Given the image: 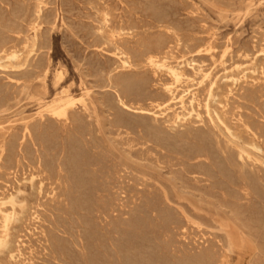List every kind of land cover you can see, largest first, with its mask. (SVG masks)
Returning a JSON list of instances; mask_svg holds the SVG:
<instances>
[{
	"label": "rangeland",
	"instance_id": "1",
	"mask_svg": "<svg viewBox=\"0 0 264 264\" xmlns=\"http://www.w3.org/2000/svg\"><path fill=\"white\" fill-rule=\"evenodd\" d=\"M169 38L174 39L173 42ZM3 43L17 52L19 60L10 62L2 58L0 61V105H3L0 106V198L17 197L15 212L18 219L16 217L10 226L8 242L12 245L9 249L5 245L0 247V264H204V261L209 264L211 260L214 264L215 258L217 264H264V0H0V44ZM155 49L161 50L160 53L164 51L160 54L161 61L168 58L172 66L185 73L182 80L176 82L166 69L155 70L144 61L139 62L147 50ZM124 51L132 56L135 69H123L119 60ZM126 79H129L128 83ZM124 86L130 88L126 90ZM169 86L174 87V96L166 92ZM120 94L129 109L119 103ZM183 96L184 105L180 103ZM66 97L73 99L76 105L70 123H58L45 106H56L60 98ZM107 117L115 118L116 122ZM81 137L84 140H78ZM2 145L7 148L6 152ZM196 150L203 151L197 153ZM71 155L78 157V161L75 157L70 159ZM72 172L77 176L72 177ZM99 176L101 179L98 180ZM172 177H179L187 186H192L191 189L209 204L200 205L198 200L179 196L170 183ZM117 180L123 184L120 186ZM59 181H65L64 187ZM205 182L207 185L203 184ZM67 186L72 189L65 188ZM89 186L94 190H89ZM88 197L93 200L89 201ZM147 199H151L148 200L150 206L145 204ZM75 201H79L77 206ZM157 203L161 205L157 206ZM6 210L12 212V205L8 204ZM157 212L164 216L165 222L163 217H157ZM146 216L150 218L147 222ZM91 221L98 228H91ZM152 221L156 223L152 224ZM2 222L0 215V236L4 231ZM145 228L148 230H143ZM171 239H174L171 242H177L170 244Z\"/></svg>",
	"mask_w": 264,
	"mask_h": 264
},
{
	"label": "bare ground",
	"instance_id": "2",
	"mask_svg": "<svg viewBox=\"0 0 264 264\" xmlns=\"http://www.w3.org/2000/svg\"><path fill=\"white\" fill-rule=\"evenodd\" d=\"M236 1H237V0H236ZM243 1H244V0H243ZM233 3H234V2H233ZM242 3H243V2H242ZM42 4H43V3H42ZM203 4H204V3H203ZM240 5H241V4H240ZM241 6H242V5H241ZM243 6H244V5H243ZM243 6H242V7H243ZM153 7H154V6H153ZM154 9H155V8H154ZM249 9H250V8H249ZM237 10H238V9H237ZM239 10H240V8H239ZM40 11H41V10H40ZM153 12H155V11H153ZM158 13H159V11H158ZM160 13H161V12H160ZM155 14H156V13H155ZM161 14H162V13H161ZM157 15H158V14H157ZM156 17H158V16H156ZM104 18H105V16H104ZM108 18H109V17H108ZM161 19H162V16H161ZM164 19L166 20V18H164ZM157 20H158V19H157ZM105 21H107V19H106ZM157 22H158V21H157ZM167 22H168V20H167ZM109 23H111V22H109ZM158 23H159V22H158ZM158 23H157V24H158ZM168 23H169V22H168ZM105 24H106V23H105ZM122 24H123V23H122ZM36 26H37V25H36ZM172 26H173V25H172ZM35 28H36V27H35ZM114 28H115V27H114ZM129 28H130V27H129ZM164 28H166V27H164ZM170 28H171V27H170ZM108 29H109V28H108ZM168 29H169V28H168ZM104 30H105V29H104ZM102 31H103V29H102ZM110 31H111V30H110ZM110 31H108V32H110ZM128 31H129V30H128ZM170 31H171V30H170ZM105 32H106V31H105ZM114 32H115V31H114ZM131 32H133V31H131ZM136 32H137V31H136ZM136 32H135V33H136ZM167 32H168V31H167ZM174 32H176V31H174ZM101 33L103 34V32H101ZM111 33H112V32H111ZM115 33H116V32H115ZM128 33H129V32H128ZM112 34H113V33H112ZM162 34H163V33H162ZM174 34H177V33H174ZM179 34H180V33H179ZM106 35H107V34H106ZM113 35H114V34H113ZM135 35H136V34H135ZM167 35H168V34H167ZM167 35H166V36H167ZM172 35H173V34H172ZM107 36H108V35H107ZM111 36H112V35H111ZM117 36H118V35H117ZM174 36H175V35H174ZM104 37H105V36H104ZM108 37H110V36H108ZM114 37H115V36H114ZM118 37H120V36H118ZM122 37H123V34H122ZM132 37H133V36H132ZM160 38H161V37H160ZM160 38H159V41L161 40ZM167 38H168V37H167ZM167 38H166V39H167ZM172 38H173V36H172ZM127 39H128V38H127ZM127 39H126V40H127ZM180 39H181V37H180ZM115 40H116V39H115ZM115 40H114V41H115ZM121 40H122V39H121ZM133 40H134V39H133ZM157 40H158V39H157ZM169 40H172V39L169 38ZM169 40H168V41H169ZM173 40H174V39H173ZM173 40H172V42H173ZM129 41H130V40H129ZM138 41H139V40H138ZM159 41H158V42H159ZM162 41H163V40H162ZM164 41H165V40H164ZM178 41H179V40H178ZM140 42H142V40H140ZM145 42H146V41H145ZM110 43H113V42H110ZM116 43H117V42H116ZM121 43H122V42H121ZM131 43H132V42H131ZM152 43H155V42H152ZM156 43H157V42H156ZM160 43H161V41H160ZM160 43H159V45H160ZM162 43H163V42H162ZM107 44H109V43H107ZM119 44H120V43H119ZM136 44H138V42H137ZM146 44H147V43H146ZM148 44H149V43H148ZM148 44H147V45H148ZM165 44H168V43H165ZM174 44H175V43H174ZM174 44H173L172 46H174ZM176 44H177V43H176ZM115 45H116V44H115ZM115 45H113V46H115ZM128 45H130V44H128ZM139 45H142V44H139ZM153 45H154V44H153ZM153 45H152V46H153ZM156 45H157V44H156ZM207 45H208V44H207ZM120 46L122 47V45H120ZM144 46H145V44H144ZM150 46H151V45H150ZM152 46H151V47H152ZM168 46H169V45H168ZM175 46H176V45H175ZM179 46H180V45H179ZM125 47H126V46H125ZM140 47H141V46H140ZM145 47H146V46H145ZM153 47H154V46H153ZM156 47H158V46H156ZM156 47H155V48H156ZM161 47H162V45H161ZM199 47H200V46H199ZM126 48H127V47H126ZM130 48H131V47H130ZM169 48H170V47H169ZM172 48H173V47H172ZM204 48H205V47H204ZM204 48H203V49H204ZM210 48H211V47H210ZM119 49H120V48H119ZM136 49H137V48H136ZM143 49H144V48H143ZM153 49H154V48H153ZM158 49H159V47H158ZM158 49H157V51H156V49H155V51H154V50H150V51L147 50L148 52L146 51L145 54L143 53L144 55L142 54V55H143V58H142L140 61H139L138 59H137V60H138L139 62H142V63H143V61H144L145 64L149 65L151 68H153V69H155V70L166 69V70L168 71V73L171 75V77L175 79L176 82H179L180 80H182V79L184 78V74H185V73L183 74V72L181 71V69H180L179 67L172 66V65L169 63V61H168V60H170V59L165 58L164 61H163V60L161 61V59H160V54L163 53L164 51L160 53L161 50L159 51ZM165 49H166V46H165ZM170 49H171V48H170ZM173 49H174V48H173ZM175 49H176V48H175ZM115 50H116V48H115ZM125 50H126V49H125ZM127 50H128V49H127ZM138 50H139V49H138ZM163 50H164V49H163ZM118 51H119V50H118ZM121 51H123V50H121ZM132 51H133V50L131 49V53H132ZM139 51H140V50H139ZM139 51H138V52H139ZM158 51H159V52H158ZM173 51H174V50H173ZM200 51H201V50H200ZM200 51H198L197 53L199 54ZM203 51H204V50H203ZM135 52H136V51H135ZM144 52H145V51H144ZM205 52H206V51H205ZM141 53H142V52H141ZM165 53H166V52H165ZM169 53H172V52L170 51ZM200 53H201V52H200ZM31 54H32V53H31ZM128 54H129V53H128ZM128 54H127L125 51H124V52H121V58H120L119 61H121L120 64H122L123 69L132 68V67H133L132 63L135 62V61L132 60V59H133L132 56L130 57ZM134 54H135V53H134ZM163 54H164V53H163ZM163 54H162V55H163ZM29 55H30V54H29ZM118 55H119V54H118ZM137 55H139V54L137 53ZM140 55H141V54H140ZM166 56H167V55H166ZM169 56H170V55H169ZM133 57H134V56H133ZM136 57H137V56H136ZM2 58H7L8 60H10V62H11V61H13V62H17V61L19 60V56H18L17 52H16V51H11L10 49H8V47L5 46L4 43H3V45L0 44V61L2 60ZM172 58H173V56H172ZM26 63H27V61H26ZM138 64H139V63H138ZM190 64H191V63H190ZM140 65H141V64H140ZM188 65H189V64H188ZM15 66H16V65H15ZM134 66H136V65H134ZM137 66H138V65H137ZM141 66H142V65H141ZM143 66H144V64H143ZM178 66H179V65H178ZM18 67H19V66H18ZM133 68H134V67H133ZM136 68H137V67H136ZM146 68H147V67H146ZM151 68H150V69H151ZM5 69H6V68H5ZM20 69H21V68H20ZM134 69H135V68H134ZM27 71H28V70H27ZM32 72H33V71H32ZM45 73H47V72L45 71ZM61 75H62V74H61ZM208 75H209V74H208ZM157 76H158V75H157ZM206 76H207V75H206ZM206 76H205V77H206ZM39 77H40V76H39ZM203 77H204V76H203ZM110 79H111V78H110ZM128 80H129V79H128ZM128 80L126 79L127 83H128ZM122 81H123V80H122ZM111 82H112V81H111ZM123 82H125V81H123ZM118 83H119V82H118ZM120 83H121V82H120ZM125 83H126V82H125ZM125 83H123V84H125ZM130 83H131V82H130ZM132 83H133V82H132ZM115 84H116V83H115ZM115 84H114V85H115ZM116 85H117V84H116ZM118 85H119V84H118ZM125 85H127V84H125ZM111 86H113V85H111ZM132 86H133V85H132ZM214 86H215V85H214ZM124 87H125V86H124ZM126 87H128V86H126ZM126 87H125V88H126ZM114 88H115V86H114ZM129 88H130V87H129ZM129 88H128V89H129ZM173 88H174V87L169 86V87H167V89H166V88H165V89L167 90L166 92H168V93H170V94H172V95L174 96ZM128 89L126 88V90H128ZM131 90H132V89H131ZM123 92H124V91H123ZM125 92H126V91H125ZM127 92H128V91H127ZM129 92H131V91H129ZM211 93H212V92H211ZM211 93H210V94H211ZM63 94H64V93H63ZM122 95H123V94H122ZM123 96H124V95H123ZM125 97H126V96H125ZM127 98H128V97H127ZM14 99H15V98H14ZM171 99H172V98H171ZM175 99H176V98H174V100H175ZM127 100H128V99H127ZM127 102H128V101H127ZM119 103H120L123 107L129 109L128 105H127L126 102L124 101V99H123V97L121 96V94L119 95ZM180 103H181L182 105L185 104V97H184V96L180 98ZM248 103H249V102H248ZM75 105H76V104H75V101H74L73 99H70V98H67V97H66V99H65V98H60V99L57 101V105H56V106H51V107H47V106H45V107L48 108V109H47L48 113H50V114L52 115V117L56 120V122H58V123H63V124H68V123H70V120H71V118H72V117H71V112H72V110L74 109ZM0 106H1V105H0ZM1 107H3V105H2ZM1 107H0V108H1ZM162 107H163V106H162ZM183 107H184V106H183ZM43 109H44V108H43ZM142 109H143V108H142ZM208 109H209V108H208ZM1 110H2V109H1ZM144 112H145V111H144ZM141 113H142V112H141ZM192 113H193V112H192ZM79 114H81V113H79ZM79 114H78V116H79ZM195 114H196V113H195ZM14 115H15V114H14ZM39 115H41V114H39ZM43 115H45V114H43ZM179 115H180V114H179ZM41 116H42V115H41ZM177 116H178V114H177ZM82 117H84V116H82ZM120 117H121V116H120ZM86 118H87V117H86ZM107 118H108V117H107ZM121 118H123V117H121ZM178 118H179V117H178ZM74 119H75V118H74ZM79 119H80V118H79ZM83 119H84V118H83ZM108 119H109V118H108ZM180 119H182V118H180ZM50 120H51V119H50ZM52 120H53V119H52ZM55 120H54V121H55ZM81 120H82V119H81ZM85 120H86V119H84V121H85ZM90 120H91V119H90ZM109 120H110V119H109ZM111 120H113V119H111ZM111 120H110V121H111ZM114 120H115V118H114ZM114 120H113V122H116V120H115V121H114ZM127 120H128V119H127ZM54 121H53V122H54ZM84 121H83V123H84ZM86 121H87V120H86ZM107 121H108V120H107ZM180 121H182V120H180ZM73 122H74V121H73ZM78 122H79V120H78ZM87 122H88V121H87ZM89 122H90V121H89ZM94 122H95V121H94ZM101 122H102V121H101ZM111 122H112V121H111ZM117 122L119 123V119H118ZM120 122H121V121H120ZM74 123H75V122H74ZM76 123H77V122H76ZM80 123H81V122H80ZM54 124H55V123H54ZM84 124H85V123H84ZM88 124H89V123H88ZM90 124H91V123H90ZM95 124H96V123H95ZM115 124H116V123H115ZM115 124H114V125H115ZM123 124H124V123H123ZM123 124H122V125H123ZM127 124H128V123H127ZM127 124H126V125H127ZM131 124H132V123H131ZM131 124H130V125H131ZM70 125H71V124H70ZM74 125H75V124H74ZM76 125H78V123H77ZM82 125H83V124H82ZM93 125H94V124H93ZM118 125H119V124H118ZM122 125H121V126H122ZM124 125H125V124H124ZM80 126H81V125H80ZM87 126H88V125H87ZM109 126H110V124H109ZM109 126H108V127H109ZM65 127H66V126H65ZM75 127H76V126H75ZM77 127H78V126H77ZM77 127H76V129H77ZM81 127H82V126H81ZM83 127H84V126H83ZM83 127H82V128H83ZM90 127H91V126H90ZM111 127H112V123H111ZM111 127H109V128H111ZM124 127H125V126H124ZM127 127H128V126H127ZM28 128H29V127H28ZM70 128L72 129V127H70ZM78 128H79V127H78ZM82 128H81V129H82ZM59 129H60V128H59ZM68 129H69V128H68ZM71 129H70V130H71ZM84 129H85V128H84ZM97 129H98V128H97ZM112 129H113V128H112ZM122 129H123V128H122ZM129 129H130V128H129ZM26 130H27V129H26ZM29 130H30V128H29ZM53 130H56V129H53ZM72 130H73V129H72ZM85 130H86V129H85ZM88 130H89V129H88ZM104 130H105V129H104ZM115 130H116V129H115ZM115 130H114V131H115ZM30 131H31V130H30ZM58 131H60V130H58ZM58 131H54V132H58ZM86 131H87V130H86ZM86 131H85V132H86ZM89 131H91V130H89ZM93 131H94V130H93ZM101 131H102V130H101ZM105 131H106V130H105ZM116 131H117V130H116ZM227 131H228V130H227ZM77 132H78V131H76V133H77ZM87 132H88V131H87ZM107 132H108V131H107ZM231 132H232V131H231ZM88 133H89V132H88ZM88 133H87V134H88ZM94 133H95V132H94ZM102 133H103V131H102ZM113 133H114V132H113ZM122 133H123V132H122ZM127 133H128V132H127ZM131 133H132V132H131ZM227 133H228V132H227ZM31 134H32V133H31ZM45 134H47V133H45ZM55 134H56V133H55ZM79 134H80V132H79ZM83 134H84V133H83ZM85 134H86V133H85ZM92 134H93V133H92ZM103 134H104V133H103ZM118 134H119V133H118ZM75 135H76V134H75ZM81 135H82V134H81ZM97 135H98V134H97ZM109 135H110V134H109ZM45 136H46V135H45ZM51 136H52V135H51ZM54 136L56 137L57 135H54ZM69 136H70V134H69ZM73 136H74V134H73ZM73 136H72V137H73ZM82 136H83V135H82ZM85 136H86V135H85ZM128 136H129V135H128ZM130 136H131V135H130ZM153 136H154V135H153ZM58 137H59V136H58ZM78 137H79V136H78ZM83 137H84V136H83ZM104 137H105V136H104ZM110 137H111V136H110ZM132 137H133V136H132ZM151 137H152V136H151ZM69 138H70V137H69ZM73 138H74V137H73ZM75 138H76V136H75ZM99 138H100V137H99ZM116 138H117V137H116ZM146 138H147V136H146ZM149 138H150V137H148V139H149ZM70 139H71V138H70ZM81 139H83V138L81 137V138H79L78 140L82 141ZM100 139H101V138H100ZM123 139H124V138H123ZM127 139H128V138H127ZM144 139H145V138H144ZM156 139H157V138H156ZM156 139H155V140H156ZM162 139H163V138H162ZM183 139H184V138H183ZM83 140H84V139H83ZM90 140H91V139H90ZM102 140H103V139H102ZM115 140H116V139H115ZM118 140H119V139H118ZM128 140H129V139H128ZM158 140H160V139H158ZM73 141H74V139H73ZM75 141H76V139H75ZM75 141H74V142H75ZM92 141H93V140H92ZM92 141H91V142H92ZM131 141H134V140H130V142H131ZM135 141H136V140H135ZM137 141H138V140H137ZM139 141H140V140H139ZM139 141H138V142H139ZM163 141H164V140H162V142H163ZM182 141H183V140H182ZM204 141H205V140H204ZM71 142H72V141H71ZM78 142H79V141H78ZM84 142H85V141H84ZM86 142H87V140H86ZM88 142H89V141H88ZM94 142H95V141H94ZM94 142H93V143H94ZM126 142H127V141H126ZM156 142H157V141H156ZM160 142H161V141H160ZM160 142H159V143H160ZM165 142H166V141H165ZM231 142H232V141H231ZM82 143H83V142H82ZM96 143H97V142H96ZM109 143H110V142H109ZM123 143H124V142H123ZM139 143H140V142H139ZM143 143H144V142H143ZM146 143H147V142H146ZM146 143H145V144H146ZM151 143H152V140H151ZM229 143H230V142H229ZM229 143H227V144H229ZM70 144H71V143H70ZM72 144H74V143L72 142ZM80 144H81V143H80ZM86 144H87V143H86ZM110 144H111V143H110ZM136 144H137V143H135V145H136ZM141 144H142V142H141ZM145 144H144V145H145ZM156 144H157V143H156ZM163 144H164V143H163ZM232 144H233V143H232ZM4 145H5V144H4ZM75 145H76V144H75ZM83 145H85V144H83ZM89 145H90V144H89ZM98 145H99V143H98ZM128 145H129V144H128ZM142 145H143V144H142ZM218 145H219V144H218ZM220 145H221V143H220ZM72 146H74V145H72ZM72 146H71V147H72ZM81 146H82V145H81ZM81 146H80V147H81ZM91 146L94 147L92 144H91ZM133 146H134V145H133ZM161 146H162V148H163V145H161ZM167 146H169V145H167ZM199 146H200V145H199ZM199 146H198V147H199ZM2 147H3V145H2ZM13 147H14V145H13ZM17 147H19V146H17ZM63 147H64V145H63ZM82 147H83V146H82ZM86 147H87V146H86ZM101 147H102V145H101ZM137 147H138V146H137ZM146 147L148 148V145H146ZM146 147H145V149H146ZM157 147H158V146H157ZM164 147H165V146H164ZM169 147H170V146H169ZM200 147H201V146H200ZM226 147H227V145H226ZM239 147H240V146H239ZM67 148L69 149V146H68ZM74 148H75V147H74ZM84 148H85V147H84ZM90 148H91V147H90ZM112 148H113V146H112ZM122 148H123V147H122ZM125 148H126V147H125ZM142 148H143V146H142ZM149 148H150V147H149ZM154 148H155V145H154ZM162 148H161V149H162ZM236 148H237V147H236ZM65 149H66V147H65ZM76 149H77V147H76ZM76 149H74V150H76ZM78 149H79V148H78ZM82 149H83V148H82ZM113 149H114V148H113ZM138 149H139V151H140V148H138ZM143 149H144V148H143ZM150 149L152 150L153 148L151 147ZM157 149H158V148H157ZM163 149H164V148H163ZM165 149H166V148H165ZM169 149H170V148H169ZM201 149H203V148H201ZM206 149H207V148H206ZM223 149H224V148H223ZM253 149H254V148H253ZM2 150L6 152L7 148H6V147H5V148L3 147ZM63 150H64V149H63ZM74 150H73V151H74ZM88 150H92V149H88ZM95 150H96V149H95ZM114 150H115V149H114ZM159 150H160V149H158V151H159ZM166 150H168V148H167ZM170 150H171V149H170ZM197 150H198V149H197ZM197 150H196V152L198 153L199 151H197ZM199 150H200V148H199ZM204 150H205V149H204ZM207 150H209V149H207ZM220 150H222V149H220ZM238 150H239V148H238ZM13 151H14V149H13ZM71 151H72V150H71ZM82 151H83V150H82ZM84 151H85V149H84ZM136 151H138V150H136ZM136 151H135V153H136ZM144 151H145V150H143V153H144ZM147 151H148V150H147ZM152 151L154 152V150H152ZM202 151H203V150H202ZM202 151H201V152H202ZM225 151H226V150H225ZM225 151H224V152H225ZM239 151L241 152V151H243V149H241V150H239ZM261 151H262V150H261ZM98 152H99V151H98ZM106 152H107V151H106ZM106 152H105V153H106ZM156 152H157V151H156ZM156 152H155V154L158 153V152H157V153H156ZM161 152L163 153L162 150H161ZM172 152H173V151H172ZM201 152H199V153H201ZM205 152H207V151H205ZM222 152H223V151H222ZM70 153H71V152H70ZM76 153L78 154V152H75V154H76ZM79 153H80V152H79ZM95 153H96V152H95ZM95 153H93V155H94ZM99 153H100V152H99ZM103 153H104V152H103ZM139 153H142V150H141V152H139ZM139 153H138V154H139ZM147 153H148V152H147ZM165 153L167 154V151H166ZM174 153H175V152H174ZM193 153H195V152H193ZM203 153H204V152H203ZM209 153H210V151H209ZM232 153H233V152H232ZM72 154H73V153H72ZM75 154H74V155H75ZM81 154H83V153H81ZM81 154H80V155H81ZM85 154H86V153H85ZM85 154H84V155H85ZM90 154H91V153H90ZM90 154H89V155H90ZM107 154H108V153H107ZM133 154H134V153H133ZM136 154H137V153H136ZM138 154H137V155H138ZM155 154H154V155H155ZM158 154H160V152H159ZM176 154H177V153H176ZM179 154H180V153H179ZM206 154H207V156L209 155L208 153H206ZM211 154H213V153H211ZM243 154H244V153H243ZM86 155L88 156V154H86ZM86 155H85V157H86ZM91 155H92V154H91ZM103 155H104V154H103ZM103 155H101V156H103ZM108 155H109V154H108ZM142 155H143V154H141V156H142ZM144 155L147 156V154H144ZM154 155H152V156H154ZM161 155H162V154H161ZM164 155H165V154H164ZM170 155H171V157H172V154H170ZM177 155H178V154H177ZM188 155H189V154H188ZM190 155H191V154H190ZM194 155H196V154H194ZM213 155H214V154H213ZM233 155H234V154H233ZM13 156H14V154H13ZM15 156H16V155H15ZM77 156H79V155H77ZM94 156H95V155H94ZM94 156H93V157H94ZM98 156H99V155H98ZM101 156H100V157H101ZM104 156H105V155H104ZM104 156H103V157H104ZM150 156H151V155H150ZM166 156H167V155H166ZM175 156H176V155H175ZM179 156H180V155H179ZM192 156H193V155H192ZM202 156H203V155H201V157H202ZM204 156H205V155H204ZM209 156H210V155H209ZM209 156H208V157H209ZM211 156H212V155H211ZM226 156H227V157H228V156L230 157V155H227V154H226ZM238 156H239V155H238ZM242 156H243V155H242ZM39 157H40V156H39ZM41 157H42V156H41ZM41 157H40V158H41ZM71 157H72V158H70V159H73V157H75V156L71 155ZM88 157H89V156H88ZM100 157H98V158H100ZM108 157H110V156H108ZM148 157H149V153H148ZM148 157H147V158H148ZM154 157H155V156H154ZM162 157H164V156H162ZM168 157H169V155H168ZM182 157H183V156H182ZM185 157H186V156H185ZM188 157H189V156H188ZM197 157H198V156H197ZM214 157H215V155H214ZM229 157H228V158H229ZM234 157H235V156H234ZM13 158H15V157H13ZM76 158H77V159H76ZM81 158H84V157H81ZM98 158H97V160H96V161H97L96 163H98V165H99L100 162H98V160H99ZM104 158H105V157H104ZM117 158H118V157H117ZM150 158H151V157H150ZM156 158H157V157H156ZM172 158H173V157H172ZM178 158H179V157H178ZM190 158H191V157H190ZM193 158H194V157H193ZM211 158H212V157H211ZM211 158H210V159H211ZM232 158H233V157H232ZM248 158H249V157H248ZM74 159H76V160H75L76 162L78 161V157H75ZM74 159H73V160H74ZM79 159H80V158H79ZM95 159H96V158H95ZM100 159H101V158H100ZM105 159H107V158H105ZM112 159H113V158H112ZM153 159H154V158H153ZM163 159H164V158H163ZM166 159H168V158H166ZM169 159H170V157H169ZM174 159H176V158H174ZM180 159H181V158H180ZM182 159H183V158H182ZM187 159H188V158H187ZM194 159H195V158H194ZM206 159H207V158H206ZM210 159H209V160H210ZM226 159H227V158H226ZM230 159H231V157H230ZM230 159H229V160H230ZM237 159H242V157H241V158H237ZM13 160H14V159H13ZM82 160H84V159H82ZM86 160H87V159H86ZM89 160L91 161L90 158H89ZM89 160H88V161H89ZM92 160H93V159H92ZM170 160H171V159H170ZM178 160H179V159H178ZM200 160H202V158H201ZM200 160H199V161H200ZM204 160H205V159H204ZM212 160H213V159H212ZM212 160H211V161H212ZM231 160H232V159H231ZM80 161H81V159H80ZM80 161H79V162H80ZM93 161H94V160H93ZM103 161H104V159H103ZM109 161H110V160H109ZM109 161H108V162H109ZM113 161H114V160H113ZM136 161H138V160H136ZM145 161H146V160H145ZM148 161H150V160H148ZM155 161L158 162V160H155ZM164 161H165V160H164ZM184 161H185V160H184ZM190 161H191V160H190ZM197 161H198V159H197ZM232 161H233V160H232ZM240 161H241V160H240ZM41 162H42V161H41ZM82 162H83V161H82ZM106 162H107V161H106ZM141 162H142V161H141ZM161 162H162V161H161ZM172 162H173V161H172ZM181 162H182V161H181ZM185 162H187V161H185ZM234 162H236V161H234ZM238 162H239V161H238ZM43 163H44V162H43ZM43 163H41V164H43ZM80 163H81V162H80ZM88 163H89V162H88ZM91 163H92V162H91ZM132 163H133V162H132ZM152 163H153V162H152ZM163 163H164V162H163ZM173 163H174V162H173ZM188 163H189V162H188ZM215 163H217V162H215ZM215 163H214V164H215ZM228 163H229V162H228ZM236 163H237V162H236ZM241 163H242V162H241ZM41 164H38V165H41ZM73 164H74V163H73ZM83 164L85 165L86 163H83ZM93 164H94V162H93ZM93 164H89V166H90V165H93ZM101 164H102V163H101ZM110 164H112V163H110ZM118 164H119V163H118ZM124 164H125V163H124ZM133 164H134V163H133ZM167 164H168V163H167ZM181 164H183V162H182ZM208 164H209V162H208ZM231 164H233V163H231ZM238 164H239V163H238ZM55 165H56V164H55ZM63 165H64V164H63ZM75 165H76V164H75ZM75 165H74V167H75ZM81 165H82V164H81ZM86 165H87V164H86ZM94 165H95V164H94ZM94 165H93V167H94ZM103 165H104V162H103ZM135 165H136V164H135ZM139 165H140V164H139ZM157 165H158V164H157ZM174 165H175V164H174ZM178 165H180V164H178ZM189 165L191 166V164H189ZM210 165H211V164H210ZM234 165L236 166V164H234ZM239 165H241V164H239ZM52 166H54V165H52ZM61 166H62V165H61ZM72 166H73V165H72ZM78 166H80V164H79ZM113 166H114V162H113ZM141 166H142V165H141ZM158 166H159V165H158ZM161 166H162V165H161ZM187 166H188V165H187ZM204 166H205V165H204ZM206 166H207V165H206ZM215 166H216V165H214V167H215ZM237 166H238V165H237ZM42 167H43V165H42ZM48 167H49V165H48ZM64 167H65V165H64ZM64 167H63V169H64ZM96 167H97V166H96ZM98 167H100V166H98ZM110 167H112V166L110 165ZM110 167H109V168H110ZM115 167H116V166H115ZM191 167H192V166H191ZM195 167H196V166H195ZM202 167H203V166H202ZM202 167H201V169H204V168H202ZM241 167H242V166H241ZM40 168H41V167H40ZM43 168H45V167H43ZM43 168H42V169H43ZM56 168H57V167H56ZM75 168H76V167H75ZM77 168H78V167H77ZM103 168H104V167H103ZM121 168L123 169V167H121ZM160 168H161V167H160ZM186 168H187V167H186ZM196 168H197L198 171H200V170L198 169V167H196ZM234 168H237V167H234ZM45 169H46V168H45ZM47 169H48V168H47ZM52 169H53V168H52ZM52 169H51V170H52ZM61 169H62V168H61ZM81 169H82V168H80L79 171H80ZM104 169H105V168H104ZM116 169H117V168H116ZM118 169H119V167H118ZM122 169H120V170H122ZM126 169H127V168H126ZM188 169H190V168L188 167ZM206 169H207V168L205 167V170H206ZM215 169H216V168H215ZM223 169L225 170V168H223ZM223 169H221V170H223ZM37 170H38V169H37ZM55 170L57 171V169H54V171H55ZM59 170H60V169H59ZM84 170H85V169H84ZM86 170H87V169H86ZM90 170H91V169H90ZM98 170H99V169H98ZM101 170H102V169H101ZM105 170H107V169H105ZM114 170H115V169H114ZM124 170H125V169H124ZM124 170H122V171H124ZM176 170H177V169H176ZM178 170H179V169H178ZM186 170H187V169H186ZM209 170H211V169H209ZM212 170H213V169H212ZM240 170H241V168H240ZM43 171H44V170H43ZM46 171H47V170H46ZM56 171H55V172H56ZM61 171H62V170H61ZM73 171H74V169H73ZM81 171H82V173H83V170H81ZM99 171H100V170H99ZM107 171H108V170H107ZM129 171H130V170H129ZM155 171H156V170H155ZM201 171H202V170H201ZM203 171H204V170H203ZM203 171H202V172H203ZM213 171H214V170H213ZM27 172H28V171H27ZM50 172H52V171H50ZM55 172H54V173H55ZM64 172H65V171H64ZM67 172H68V171H67ZM70 172H71V170H70ZM74 172H75V171H74ZM77 172H78V170H77ZM88 172H89V171H88ZM91 172H92V171H91ZM91 172H90V173H91ZM96 172H97V171H96ZM104 172H105V171H104ZM108 172H109V171H108ZM192 172H193V171H192ZM207 172H208V171H207ZM214 172H216V171H214ZM225 172H226V171H225ZM228 172H229V171H228ZM39 173H40V172H39ZM61 173H62V172H61ZM65 173H66V172H65ZM65 173H64V174H65ZM78 173H80V172H78ZM82 173H80V174H82ZM92 173H95V172H92ZM98 173H99V172H98ZM102 173H103V172H102ZM102 173H101V174H102ZM130 173H131V172H130ZM166 173H169V172H166ZM177 173H178V172H177ZM194 173H195V172H194ZM203 173H204V172H203ZM209 173H210V175H213V174H211L210 171H209ZM44 174H45V173H44ZM46 174H47V173H46ZM49 174H50L51 176L53 175V174H51V173H49ZM49 174H47V175H49ZM58 174H59V173H58ZM68 174H69V173H67V176H68ZM84 174H86V173H84ZM88 174H89V173H88ZM104 174H107V173H104ZM113 174H114V173H113ZM113 174H112V175H113ZM125 174H126V173H125ZM190 174H191V171H190ZM199 174H200V173H199ZM219 174H220V170H219ZM221 174H222V172H221ZM224 174H225V173H224ZM47 175H46V176H47ZM72 175H73V172H72ZM75 175H76V174H74L72 177H74ZM82 175H83V174H82ZM90 175H91V174H90ZM93 175H94V174H93ZM96 175H97V174H95V176H96ZM126 175H127V174H126ZM126 175H125V176H126ZM128 175H129V174H128ZM130 175H132V174H130ZM158 175H159V174H158ZM172 175H173V174H172ZM175 175H176V174H175ZM201 175H203V174H201ZM206 175H207V173H206ZM226 175H227V174H226ZM226 175H225V176H226ZM228 175H229V173H228ZM42 176H43V175H42ZM53 176H54V175H53ZM57 176H61V175H57ZM57 176H56V177H57ZM64 176H65V175H64ZM76 176H77V175H76ZM91 176H92V175H91ZM97 176H98V175H97ZM101 176H102V175H101ZM101 176H99L98 180L101 179V178H100ZM116 176H117V175H116ZM120 176H121V175H119V177H120ZM150 176H151V175H150ZM194 176H196V175H194ZM203 176H204V175H203ZM214 176H215V175H214ZM217 176H218V175H217ZM217 176H216V177H217ZM220 176H221V175H220ZM9 177H10V176H9ZM56 177H55V178H56ZM62 177H63V176H62ZM62 177H61V178H62ZM70 177H71V175H70ZM80 177H81V176H80ZM80 177H79V178H80ZM108 177H109V174H108ZM117 177H118V176H117ZM131 177H132V176H131ZM134 177H135V176H134ZM136 177H137V176H136ZM141 177H142V176H141ZM141 177H140V179H141ZM206 177H207V176H206ZM209 177H210V176H209ZM222 177H223V176H222ZM226 177H227V176H226ZM42 178H43V177H42ZM49 178H50V176H49ZM49 178H48V179H49ZM53 178H54V177H53ZM55 178H54V179H55ZM67 178H68V177H67ZM76 178H77V177H75V179H76ZM79 178H78V179H79ZM85 178H86V177H85ZM93 178H94V177H93ZM109 178H111V177H109ZM112 178H113V177H112ZM123 178H124V177H123ZM138 178H139V176H138ZM178 178H179V177H177V178H176V177H172V178L170 179V183L172 184V186H173L174 189L176 190V193H177L179 196H182V197H184V198H185V197H190V199L192 198V199L198 200V201L201 203L200 205H202V203H208V204H209V202H208L207 199H204L203 196H202L201 194H197L196 192L193 191V189H191L192 186H191V188H190L189 186H187V185L181 180V178H180V179H178ZM191 178H193V177H191ZM199 178H200V177H199ZM199 178H198V179H199ZM219 178H220V177H219ZM219 178H218V179H219ZM51 179H52V178H51ZM51 179H50V180H51ZM59 179H60V178H59ZM73 179H74V178H73ZM90 179H91V178H90ZM95 179H96V178H95ZM95 179H94V180H95ZM102 179H103V177H102ZM126 179H128V176H127ZM131 179H132V178H131ZM131 179H130V177H129V180H131ZM135 179L137 180V178H135ZM135 179H134V180H135ZM156 179H157V178H156ZM183 179H184V178H183ZM213 179H214V178H213ZM216 179H217V178H215V180H216ZM221 179H222V178H221ZM44 180H47V179H44ZM65 180H66V179H65ZM68 180H69V179H68ZM80 180H81V179H80ZM85 180H86V179H85ZM87 180H88V179H87ZM91 180H92V179H91ZM105 180H106V179H105ZM118 180H119V179H118ZM118 180H117V181H118ZM120 180H122V179H120ZM120 180H119V181H120ZM123 180H124V179H123ZM184 180H186V179H184ZM189 180H190V179H189ZM199 180H200V179H199ZM210 180H212V178H211ZM42 181H43V180H42ZM52 181H53V179H52ZM62 181H63V178H62ZM62 181H59V182H62ZM83 181H84V179H83ZM114 181H115V179H114ZM117 181H116V182H117ZM119 181H118V182H119ZM126 181H127V180H126ZM146 181H147V180H146ZM148 181H149V179H148ZM190 181H191V180H190ZM200 181H201V180H200ZM206 181H209V179H207ZM213 181H214V180H213ZM44 182H45V181H44ZM50 182H51V181H50ZM53 182H54V181H53ZM53 182H52V183H53ZM72 182H73V180H72ZM78 182H79V180H78ZM87 182H88V181H87ZM89 182H90V181H89ZM93 182H95V181H93ZM93 182H92V183H93ZM110 182H112V181H110ZM118 182H117V183H118ZM136 182H137V181H136ZM140 182H141V181H140ZM143 182H144V181H143ZM143 182H142V183H143ZM197 182H198V181H197ZM211 182H212V181H211ZM243 182H244V181H243ZM247 182H249V181H247ZM55 183H56V182H55ZM62 183H63V182H62ZM64 183H65V181H64ZM64 183H63V184H60V186H63ZM70 183H71V180H70ZM74 183H75V182H74ZM79 183H81V182H79ZM79 183H78V185H79ZM90 183H91V182H90ZM108 183H109V182H108ZM113 183H115V182H113ZM121 183H122V182H121ZM121 183L119 182V185H120ZM153 183H154V182H153ZM164 183H165V182H164ZM213 183H214V182H213ZM39 184H40V183H39ZM99 184H100V183H99ZM111 184H112V183H111ZM122 184H123V183H122ZM150 184H152V182H151ZM166 184H167V183H166ZM203 184L207 185L206 182L203 183ZM218 184H221V183L218 182ZM218 184H217V185H218ZM222 184H223V183H222ZM240 184H241V183H240ZM240 184H239V185H240ZM249 184H250V183H249ZM249 184H248V185H249ZM52 185H53V184H52ZM69 185H70V184H69ZM73 185H74V184H73ZM73 185H72V186H73ZM88 185H89V183L87 184V186H88ZM91 185H92V184H91ZM97 185H98V184H97ZM106 185H107V183H106ZM140 185L142 186L143 184H140ZM154 185H155V184H154ZM160 185H161V184H160ZM167 185H168V184H167ZM191 185H192V184H191ZM201 185H202V184H201ZM210 185H211V184H210ZM210 185H209V186H210ZM223 185H225V183H224ZM223 185H222V186H223ZM241 185H242V184H241ZM241 185H240V187H241ZM245 185H246V184H245ZM42 186H43V185H42ZM55 186H56V184H55ZM57 186H58V185H57ZM57 186H56V187H57ZM75 186H76V185H75ZM85 186H86V185H85ZM85 186H84V187H85ZM87 186H86V187H87ZM94 186H95V185H94ZM98 186H99V185H98ZM116 186H117V185H116ZM120 186H121V185H120ZM146 186H147V185H146ZM155 186H156V185H155ZM155 186H154V187L151 186V188H152V187L155 188ZM194 186H195V185H194ZM196 186H197V185H196ZM212 186H213V185H212ZM219 186H220V185H219ZM43 187H44V186H43ZM43 187H42V188H43ZM63 187H64V186H63ZM89 187H90V186H89ZM89 187H88V188H89ZM144 187H145V185H144ZM210 187H211V186H210ZM250 187H251V186H250ZM250 187H246V188H250ZM65 188H68V189H69L68 186L65 187ZM79 188H80V187H79ZM82 188H83V187H82ZM97 188H99V187H97ZM107 188H108V187H107ZM114 188H115V187H114ZM114 188H113V189H114ZM118 188H119V187H118ZM141 188H142V187H141ZM145 188H146V187H145ZM212 188H213V187H212ZM214 188H215V187H214ZM214 188H213V189H214ZM217 188H218V187H217ZM220 188H221V187H220ZM223 188H225V187L223 186ZM243 188H244V187H243ZM68 189H67V191H68ZM70 189H72V187H71ZM70 189H69V190H70ZM91 189H92V188L90 187L89 190H91ZM95 189H96V187H95ZM113 189H112V190H113ZM147 189H148V188H147ZM202 189H203V188H202ZM251 189H252V188H251ZM255 189H256V188H255ZM38 190H39V189H38ZM75 190H77V189L75 188ZM78 190H79V189H78ZM82 190H83V189H82ZM92 190H94V188H93ZM92 190H91V191H92ZM98 190L101 191L100 189H98ZM98 190H97V191H98ZM114 190H115V189H114ZM117 190H118V189H117ZM144 190H145V189H144ZM152 190H153V189H152ZM168 190H169V189H168ZM221 190H222V189H221ZM41 191H42V190H41ZM67 191H66V192H67ZM87 191H88V190H87ZM87 191H86V192H87ZM108 191H110V190H108ZM139 191H140V190H138V192H139ZM146 191H147V190H146ZM148 191H150V190L148 189ZM224 191H227V190H224ZM245 191H247V190L245 189ZM251 191H252V190H251ZM68 192H69V191H68ZM80 192H81V189H80ZM80 192H77V193L80 194ZM84 192H85V191H84ZM105 192H106V191H105ZM110 192H111V191H110ZM157 192H158V190H157ZM163 192H164V191H163ZM217 192H218V191H217ZM248 192H249V191H248ZM40 193H41V192H40ZM69 193H70V192H69ZM71 193H72V192H71ZM81 193H82V192H81ZM88 193H89V192H88ZM91 193H92V192H91ZM91 193H90V194H91ZM94 193H95V192H94ZM140 193H142V192L140 191ZM147 193H148V192H147ZM154 193H155V192H154ZM173 193H174V192H173ZM206 193H207V192H206ZM213 193H214V192H213ZM219 193H220V192H219ZM241 193H242V192H241ZM82 194H83V193H82ZM92 194H93V193H92ZM109 194H110V193H109ZM116 194H117V191H116ZM143 194H145V192H144ZM151 194H152V193H151ZM155 194L158 196L157 193H155ZM167 194H169V192H168ZM211 194H212V193H211ZM215 194H216V191H215ZM66 195H67V194H66ZM72 195H74V191H73ZM86 195H87V194H86ZM101 195H102V194H101ZM103 195H104V194H103ZM114 195H115V194H114ZM141 195H142V194H141ZM147 195H148V194H147ZM152 195L154 196V194H152ZM161 195H162V193H161ZM173 195H174V194H173ZM206 195H207V194H206ZM67 196H69V195H67ZM70 196H71V195H70ZM80 196H81V195H80ZM82 196H83V195H82ZM82 196H81V197H82ZM84 196H85V195H84ZM88 196H89V195H88ZM106 196H107V194H106ZM116 196H117V195H116ZM164 196H165V195H164ZM169 196H172V195L169 194ZM169 196H168V197H169ZM227 196H229V195H227ZM242 196H243V195H242ZM249 196H250V195H249ZM54 197H56L55 194H54ZM72 197H73V196H72ZM76 197H77V194H76ZM76 197L74 196L73 198H76ZM100 197H101V196H100ZM113 197H114V196H113ZM113 197H112V198H113ZM141 197H142V196H141ZM148 197H149V196H148ZM158 197H159V196H158ZM212 197H213V196H212ZM219 197H220V196H219ZM73 198H72V200H73ZM78 198H79V197H78ZM78 198H77V199H78ZM82 198H83V197H82ZM82 198H81V199H82ZM88 198H89V197H88ZM92 198H94V197H92ZM101 198H103V197H101ZM101 198H100V199H101ZM104 198H105V196H104ZM150 198H151V197H150ZM159 198H160V197H159ZM172 198H173V197H172ZM172 198H171V199H172ZM245 198H246V197H245ZM77 199H76V200H77ZM89 199H90V198H89ZM94 199H96V197H95ZM154 199H155V197H154ZM156 199H157V198H156ZM160 199H161V198H160ZM160 199H159V200H160ZM240 199H242V198H240ZM240 199H239V200H240ZM69 200H71V199H69ZM86 200H87V199H86ZM92 200H93V199H92ZM92 200L90 199L89 201H92ZM96 200H97V199H96ZM105 200H106V199H105ZM109 200H110V199H109ZM109 200H108V201H109ZM113 200H115V199H113ZM148 200H149V199H147V203H145V204H148V202H149L151 199H150L149 201H148ZM172 200H173V199H172ZM175 200H176V199H175ZM73 201H74V200H73ZM73 201L71 202V204L73 203ZM98 201H99V200H98ZM100 201H101V200H100ZM102 201H103V200H102ZM117 201H118V200H117ZM153 201H154V200H153ZM155 201H156V200H155ZM163 201H164V200H163ZM163 201H162V202H163ZM169 201H170V200H169ZM173 201H174V200H173ZM16 202H17V197H15L14 195H10V196H8V197L5 196V197L0 198V215L2 216V220H3V222H2L3 225H2V226H3V228H4L3 234L0 236V247H2V246L5 245V247H6L7 249H9V246L12 245V243L8 242V239L10 238V234H11V233H10V228H11L10 226L12 225L13 221L16 220L15 218L17 217V216H16V212H15V204H16ZM78 202H79V201H75V202H74L75 206H77L76 203L78 204ZM86 202H87V201H86ZM86 202H85V203H86ZM94 202H95V201H94ZM94 202H93V203H94ZM115 202H116V201H115ZM115 202H114V203H115ZM156 202H158V201H156ZM159 202H161V201H159ZM182 202H183V201H182ZM193 202H194V201H193ZM217 202H219V201H217ZM82 203H83V202H82ZM85 203H84V204H85ZM151 203H152V202H151ZM166 203H168V202H166ZM170 203H171V202H170ZM176 203H177V200H176ZM176 203H175V204H176ZM194 203H195V202H194ZM8 204L12 205V212H9L8 210H6V206H7ZM80 204H81V203H80ZM80 204H79L78 206H80ZM88 204H90V203H88ZM110 204H111V203H109V205H110ZM154 204H156V203L154 202ZM182 204H184V202H183ZM186 204H187V203H186ZM186 204H184V205H186ZM197 204H198V203H197ZM236 204H237V203H236ZM16 205H17V204H16ZM23 205H24V204H23ZM23 205H22V206H23ZM90 205H91V204H90ZM97 205H98V204H97ZM97 205H96V206H97ZM102 205L104 206V204H102ZM112 205H114V204L112 203ZM115 205H116V204H115ZM151 205L153 206V204H151ZM158 205H161V204H160V203H159V204L157 203V206H158ZM163 205H165V204H163ZM166 205H167V204H166ZM86 206H87V205H86ZM100 206H101V205H100ZM100 206H99V208H100ZM117 206H118V205H117ZM145 206H147V205H145ZM148 206H150V205L148 204ZM148 206H147V207H148ZM70 207H71V206H70ZM81 207H82V206H81ZM81 207H80V209H81ZM93 207H94V206H93ZM101 207H102V206H101ZM107 207H108V206H107ZM107 207H106V208H107ZM147 207H146V208H147ZM171 207H172V206H171ZM171 207H170V208H171ZM184 207H185V206H184ZM202 207H203V206H202ZM211 207H212V206H211ZM211 207H210V208H211ZM224 207H225V206H224ZM4 208H5V210H4ZM82 208H83V207H82ZM88 208H89V207H88ZM97 208H98V207H97ZM99 208H98V209H99ZM108 208H109V207H108ZM117 208H118V207H117ZM146 208H145V209H146ZM151 208H152V207H151ZM155 208H156V207H155ZM155 208H154V209H155ZM163 208H164V207H163ZM163 208H162V209H163ZM190 208H191V207H190ZM24 209H26V208H24ZM70 209H71V208H70ZM72 209H73V205H72ZM77 209H78V208H77ZM85 209H86V208H85ZM92 209H94V208H92ZM100 209H101V208H100ZM103 209H104V208H103ZM109 209H110V208H109ZM109 209H108V210H109ZM113 209H114V208H113ZM115 209H116V208H115ZM152 209H153V208H152ZM159 209H160V208H159ZM162 209H161V211H162ZM171 209H172V208H171ZM75 210H76V209H75ZM78 210H79V209H78ZM148 210H150L149 207H148ZM155 210H156V209H155ZM155 210H154V211H155ZM157 210H158V209H157ZM157 210H156V211H157ZM163 210H164V209H163ZM174 210H175V208H174ZM187 210H188V209H187ZM192 210H193V209H192ZM72 211H73V210H72ZM76 211H77V210H76ZM81 211H82V210H81ZM97 211H98V210H97ZM97 211H96V212H97ZM112 211H113V210H112ZM143 211H144V210H143ZM143 211H142V212H143ZM152 211H153V210H152ZM167 211H169V210H167ZM167 211H166V213H167ZM184 211H185V210H184ZM215 211H216V210H215ZM23 212H25V211H23ZM82 212H84V211H82ZM86 212H87V210H86ZM90 212H91V210H90ZM94 212H95V211H94ZM98 212H99V211H98ZM100 212H101V211H100ZM100 212H99V213H100ZM106 212H107V211H106ZM106 212H105V214H106ZM144 212H145V211H144ZM144 212H143V213H144ZM158 212H159V211H158ZM158 212H157V217L160 218L161 215H159ZM162 212H163V211H162ZM175 212H176V211H175ZM191 212H192V211H191ZM191 212H190V213H191ZM194 212H195V211H194ZM198 212H199V211H198ZM101 213H102V212H101ZM101 213H100V214H101ZM108 213H109V212H108ZM147 213H149V211H148ZM152 213H153V212H152ZM169 213H170V211L168 212V214H169ZM177 213H178V212H177ZM179 213H180V212H179ZM235 213H236V212H235ZM22 214H23V213H22ZM74 214H75V213H74ZM77 214H78V213H77ZM88 214H89V212H88ZM111 214H113V212H112ZM150 214H151V212H150ZM164 214H165V213H164ZM170 214H171V213H170ZM192 214H193V213H192ZM83 215H84V214H83ZM85 215H86V214H85ZM85 215H84V216H85ZM102 215H103V214H102ZM109 215H110V214H109ZM139 215H140V214H139ZM146 215H147V214H146ZM148 215H149V214H148ZM158 215H159V216H158ZM166 215H167V214H166ZM176 215L179 216V215H181V214H179V215L176 214ZM193 215H196V214H193ZM199 215H200V214H199ZM202 215H203V214H202ZM19 216H20V215H19ZM21 216H22V215H21ZM23 216H24V215H23ZM87 216H89V215H87ZM98 216H99V215H98ZM149 216H150V215H149ZM149 216H148V217L146 216V217H147V220H145L146 222L148 221V219L151 218V216H150V218H149ZM167 216H169V215H167ZM167 216H166V219H167ZM172 216H173V215H172ZM33 217H34V216H33ZM77 217H78V216H77ZM101 217H103V216H101ZM137 217H138V216H137ZM162 217H163V221H164V216L162 215L161 218H162ZM174 217H175V216H174ZM196 217H197V216H196ZM198 217H200V216H198ZM201 217H202V216H201ZM240 217H241V216H240ZM34 218H35V217H34ZM87 218H89V217H87ZM107 218H108V216H107ZM143 218H144V217H143ZM170 218H171V216H170ZM17 219H18V217H17ZM20 219L23 220L21 217H19V220H20ZM37 219H38V218H37ZM78 219H79V218H78ZM81 219L84 220V218H82V216H81ZM93 219H94V218H93ZM100 219H101V218H100ZM102 219H104V218H102ZM137 219H138V218H137ZM139 219H142V218H139ZM182 219H184V218H182ZM182 219H181V220H182ZM198 219H199V218H198ZM201 219H203V217H202ZM205 219H208V218H205ZM236 219H237V217H236ZM83 220H82V221H83ZM87 220H88V219H87ZM90 220H91V219H90ZM90 220H89V221H90ZM94 220H95V219H94ZM96 220H97V219H96ZM98 220H99V219H98ZM117 220H118V217H117ZM135 220H136V219H135ZM135 220H134V221H135ZM152 220H154V219H152ZM173 220H174V218H173ZM175 220H176V219H175ZM177 220H178V218H177ZM203 220H204V219H203ZM209 220H210V219H209ZM78 221H80V220H78ZM102 221H103V220H102ZM104 221H105V220H104ZM141 221H142V220H141ZM143 221H144V220H143ZM143 221H142V223H144ZM155 221H156V220H155ZM155 221H152V224H153V222H154V224L157 222V221H156V222H155ZM158 221H159V220H158ZM160 221H161V220H160ZM160 221H159V222H160ZM197 221H199V220H197ZM204 221H205V220H204ZM84 222H85V221H84ZM91 222L93 223V221H91ZM91 222H90V224H91ZM96 222H97V221H96ZM117 222H118V221H117ZM130 222H131V221H130ZM130 222H129V223H130ZM146 222H145V223H146ZM161 222H162V221H161ZM164 222H165V221H164ZM200 222H201V221H200ZM206 222H207V221H206ZM211 222H212V220H211ZM27 223H28V222H27ZM82 223H83V222H82ZM82 223H81V224H82ZM131 223H132V222H131ZM139 223H140V222H139ZM142 223H141V224H142ZM162 223H163V222H162ZM166 223L168 224V222H166ZM172 223H173V222H172ZM175 223H176V221H175ZM177 223H178V222H177ZM177 223H176V224H177ZM213 223H214V222H213ZM84 224H85V223H84ZM87 224H88V223H87ZM104 224H105V223H104ZM110 224H111V223H110ZM164 224H165V223H164ZM167 224H166V225H167ZM169 224H171V223H169ZM179 224H180V221H179ZM185 224H186V223H185ZM188 224H189V223H188ZM198 224H199V223H198ZM203 224H204V223H203ZM82 225H83V224H82ZM102 225H103V224H102ZM102 225H101V226H102ZM123 225H124V224H123ZM135 225H136V224H135ZM139 225H140V224H139ZM142 225H143V224H142ZM150 225H151V222H150ZM159 225H160V223H159ZM177 225H178V224H177ZM177 225H176V226H177ZM182 225L184 226V224H182ZM194 225H197V224H194ZM83 226H84V225H83ZM88 226H90V225H88ZM93 226H97V225H94V223H93V224H91V228H92ZM106 226H107V225H106ZM109 226H110V225H109ZM119 226H120V224H119ZM126 226H127V225H126ZM128 226H129V225H128ZM132 226H133V225H132ZM151 226H152V225H151ZM153 226H154V225H153ZM167 226H168V225H167ZM174 226H175V224H174ZM179 226H180V225H179ZM185 226H186V225H185ZM197 226H198V225H197ZM110 227H111V226H110ZM117 227H118V226H117ZM120 227H121V226H120ZM120 227H119L118 229H120ZM123 227H124V226H123ZM129 227H130V226H129ZM133 227H134V226H133ZM133 227H131V228H133ZM136 227H137V225H136ZM138 227H139V226H138ZM140 227H141V226H140ZM142 227H143V226H142ZM155 227H156V226H155ZM163 227H165V226L163 225ZM170 227H171V226H170ZM0 228H1V227H0ZM89 228H90V227H89ZM94 228H95V227H94ZM97 228H98V226H97ZM97 228H96V229H97ZM147 228H148V227H147ZM157 228H159V227L157 226ZM174 228H177V229H178V227H174ZM154 229H155V228H154ZM163 229H164V228H163ZM163 229H162V230H163ZM177 229H176V230H177ZM184 229H185V228H184ZM186 229L188 230V228H186ZM196 229H197V228H196ZM196 229H195V230L192 229V231H196ZM200 229H201V227H200ZM11 230H12V228H11ZM100 230H101V229H100ZM103 230H104V229H103ZM105 230H106V229H105ZM107 230H108V229H107ZM107 230H106V231H107ZM114 230H115V229H114ZM120 230H121V229H120ZM129 230H132V229H129ZM133 230H134V229H133ZM137 230H138V229H137ZM141 230H142V228H141ZM143 230H148V229L145 228V229H143ZM157 230H158V229H157ZM167 230H168V229H167ZM197 230H198V229H197ZM87 231H88V230H87ZM92 231H93V229H92ZM95 231H96V230H95ZM118 231H119V230H118ZM123 231L125 232V229H123ZM123 231H122V232H123ZM127 231H128V229H127ZM127 231H126V232H127ZM150 231H151V230H150ZM201 231H202V230H201ZM201 231H200V232H201ZM203 231H204V230H203ZM88 232H89V231H88ZM88 232H87V233H88ZM93 232H94V231H93ZM130 232H131V231H130ZM133 232H134V231H132V233H133ZM138 232H140V230H139ZM138 232H136V233L138 234ZM143 232H144V231H143ZM143 232H142V233H143ZM154 232H156V231H154ZM162 232H163V231H162ZM165 232H167L166 229H165ZM171 232H172V230H171ZM177 232H180V231H177ZM189 232H190V231H189ZM189 232H188V233H189ZM97 233H98V232H97ZM100 233H101V232H100ZM100 233H99L98 235H100ZM108 233H109V232H108ZM128 233H129V232H128ZM132 233H131V234H132ZM142 233H140V236H141ZM145 233H146V231H145ZM149 233H150V232H149ZM152 233H153V232H152ZM159 233H161V232H159ZM163 233H164V232H163ZM169 233H170V232H169ZM173 233H174V232H173ZM186 233H187V232H186ZM209 233H210V232H209ZM211 233H213V232H211ZM214 233H215V232H214ZM242 233H243V232H242ZM247 233H248V232H247ZM103 234H104V233H103ZM129 234H130V233H129ZM131 234H130V235H131ZM134 234H135V233H134ZM137 234H136V237H137ZM143 234H144V233H143ZM147 234H148V233H147ZM147 234H146V235H143V236L146 237ZM156 234H157V233H156ZM166 234H167V233H166ZM181 234H182V233H181ZM183 234H184V232H183ZM183 234H182V235H183ZM200 234H201V233H200ZM204 234H205V233H204ZM207 234H208V233H207ZM216 234H218V233L216 232ZM243 234H244V233H243ZM87 235H88V234H87ZM112 235H113V234H111V236H112ZM125 235H127V234H125ZM172 235H173V234H172ZM174 235H175V234H174ZM178 235H179V234H178ZM187 235H188V234H187ZM187 235H186V236H187ZM205 235H206V234H205ZM210 235H211V234H210ZM218 235H219V234H218ZM11 236H12V235H11ZM91 236H92V235H91ZM91 236L89 235L88 237H91ZM101 236H102V235H101ZM105 236H106V235H105ZM108 236H109V234H108ZM128 236H129V235H128ZM131 236H132V235H131ZM131 236H130V237H131ZM140 236H139V237H140ZM164 236H165V235H164ZM168 236H169V235H168ZM176 236H177V234H176ZM179 236H181V235H179ZM211 236H212V235H211ZM244 236H246V235L244 234ZM79 237H80V236H79ZM93 237H94V235H93ZM136 237H135L134 239H136ZM161 237H163V236L161 235ZM171 237H172V236H171ZM212 237H213V236H212ZM214 237H215V236H214ZM224 237H225V236H224ZM12 238H13V237H12ZM95 238H96V237H95ZM101 238H102V237H101ZM141 238H142V236H141ZM159 238H160V237H159ZM168 238L170 239V236H169ZM179 238H180V237H179ZM218 238H219V237H218ZM218 238H217V239H218ZM90 239H91V238H90ZM104 239H105V238H103L102 240H104ZM109 239H111V237H110ZM128 239H129V238H128ZM160 239H161V238H160ZM160 239H159V240H160ZM169 239H168V240H169ZM174 239H175V238H174ZM174 239H173V240H174ZM181 239H182V238H181ZM78 240H80V239H78ZM129 240H130V239H129ZM161 240H162V239H161ZM173 240H172V239L170 240V244H173V243L176 241V240H175L174 242H171V241H173ZM82 241H83V240H82ZM90 241H91V240H90ZM94 241H95V240H94ZM96 241H97V240H96ZM109 241H110V243H111V240H109ZM109 241H108V242H109ZM165 241H167V240H165ZM217 241H220V240H217ZM222 241H223V240H222ZM56 242H59V241H56ZM60 242H61V241H60ZM75 242H76V241H75ZM91 242H92V241H91ZM159 242H160V241H159ZM167 242H168V241H167ZM176 242H177V241H176ZM176 242H175V243H176ZM81 243H82V242H81ZM88 243H89V241H88ZM99 243H100V242H99ZM133 243H134V242H133ZM161 243H162V241H161ZM164 243H165V242H164ZM178 243H179V241H178ZM178 243H177V244H178ZM230 243H231V242H230ZM57 244L59 245L60 243H57ZM62 244H63V243H62ZM62 244H61V245H62ZM91 244H92V243H90V245H91ZM96 244H97V243H96ZM107 244H108V243H107ZM135 244H136V242H135ZM167 244H168V243H167ZM170 244H169V245H170ZM218 244H220V243H218ZM223 244H224V242H223ZM253 244H254V243H253ZM253 244H252V245H253ZM13 245H14V244H13ZM36 245H37V244H36ZM63 245H64V244H63ZM102 245H103V241H102ZM105 245H106V244H105ZM133 245H134V244H133ZM174 245H176V244H174ZM99 246H100V245H99ZM227 246H228V245H227ZM20 247H21V246H20ZM60 247H61V246H60ZM100 247H102V246H100ZM222 247L224 248V246H222ZM229 247H230V246H229ZM12 248H13V247H12ZM17 248H18V247H17ZM234 248H235V247H234ZM10 249H11V247H10ZM232 249H233V248H232ZM232 249H231V250H232ZM256 249H257V248H256ZM20 250H21V248H20ZM5 252H7V251H5ZM225 252H226V250H225ZM232 252H233V251H232ZM7 254H8V253H7ZM229 254H230V253H229ZM204 255H205V254H204ZM206 255H207V254H206ZM208 255H209V254H208ZM208 255H207V257H208ZM5 256H6V255H5ZM31 256H32V255H31ZM19 257H20V256H19ZM207 257H206V258H207ZM214 257H216V256H214ZM200 258H201V257H200ZM204 258H205V257H204ZM17 259L19 260V258H17ZM207 259H209V258H207ZM211 259H212V256H211L210 260H211ZM213 259H214V258H213ZM216 259H217V258H215V260H213V261H216V262H214V264H215V263H216V264L218 263ZM11 260H12V259L10 258V261H11ZM13 260H14V259H13ZM23 260H24V259H23ZM193 260H194V259H193ZM197 260H198V259H197ZM195 261H196V260H195ZM203 261H204V260H202V261H200V262L203 263ZM211 261H212V260H211ZM211 261H208L209 264L212 263ZM192 262H193V261H192ZM204 262L206 263L207 261H204ZM210 262H211V263H210ZM205 263H204V264H205ZM192 264H194V263H192ZM207 264H208V263H207Z\"/></svg>",
	"mask_w": 264,
	"mask_h": 264
}]
</instances>
